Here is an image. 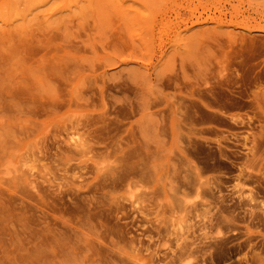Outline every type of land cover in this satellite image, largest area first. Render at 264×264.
I'll return each instance as SVG.
<instances>
[{"label": "rangeland", "instance_id": "374dc122", "mask_svg": "<svg viewBox=\"0 0 264 264\" xmlns=\"http://www.w3.org/2000/svg\"><path fill=\"white\" fill-rule=\"evenodd\" d=\"M258 255L264 0H0V264Z\"/></svg>", "mask_w": 264, "mask_h": 264}, {"label": "bare ground", "instance_id": "6f19581e", "mask_svg": "<svg viewBox=\"0 0 264 264\" xmlns=\"http://www.w3.org/2000/svg\"><path fill=\"white\" fill-rule=\"evenodd\" d=\"M168 31V30H167ZM160 37V36H159ZM55 66V65H54ZM55 68V67H54ZM70 68V67H69ZM53 70V72L55 73V71L57 70V69H53L52 67L50 68V70ZM49 70V71H50ZM49 71H47V73H49ZM46 72V71H45ZM52 73V72H51ZM50 74V73H49ZM49 74H47V75H49ZM46 75V76H47ZM65 75V74H64ZM51 76H52V74H51ZM48 78V77H47ZM50 78V77H49ZM29 87H31V86H29ZM11 88V87H10ZM29 89V90H28ZM27 89V91H30V90H32V88L30 89V88H28ZM26 92V91H25ZM31 92V91H30ZM12 93V92H11ZM28 94H29V92H28ZM31 94H32V92H31ZM13 95V94H12ZM28 96H30V95H28ZM31 97H33V94L31 95ZM34 97H35V95H34ZM35 99V98H34ZM56 100H58V99H56ZM56 100H52V101H54V102H52V103H55V102H57ZM33 101V100H32ZM72 101V100H71ZM50 103V102H49ZM49 103H47L48 104V106H49ZM70 103V102H69ZM56 104V103H55ZM58 104V103H57ZM53 105V104H52ZM47 106V107H48ZM50 107V106H49ZM56 107V105H54V108ZM181 107V104H173L172 105V108H174V109H177V108H180ZM51 108V107H50ZM31 118V117H30ZM86 125V124H85ZM78 132H74V133H72L71 134V136H70V138H69V141H74V143L75 144H77L78 146H81V145H83V142H82V140L83 139H81L80 138V136L77 134ZM73 143V142H72ZM32 167V166H31ZM33 168V167H32ZM35 168V167H34ZM208 214H209V212H208ZM257 257V259H258V264H264V256H261V255H258V256H256Z\"/></svg>", "mask_w": 264, "mask_h": 264}]
</instances>
